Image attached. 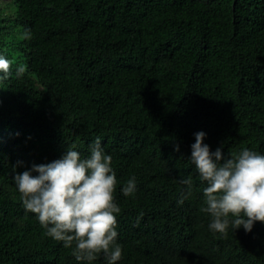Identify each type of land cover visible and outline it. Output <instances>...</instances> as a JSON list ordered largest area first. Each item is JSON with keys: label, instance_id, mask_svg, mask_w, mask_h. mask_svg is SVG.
Segmentation results:
<instances>
[{"label": "trees", "instance_id": "obj_1", "mask_svg": "<svg viewBox=\"0 0 264 264\" xmlns=\"http://www.w3.org/2000/svg\"><path fill=\"white\" fill-rule=\"evenodd\" d=\"M12 8L14 16L0 14V53L11 61L0 80V264H106L103 253L77 261L48 236L12 178L68 145L87 156L96 137L117 173L116 264H264V222L213 233L189 159L198 130L213 150L264 153V0ZM188 175L192 191L179 204ZM133 176L137 191L125 196Z\"/></svg>", "mask_w": 264, "mask_h": 264}, {"label": "clouds", "instance_id": "obj_2", "mask_svg": "<svg viewBox=\"0 0 264 264\" xmlns=\"http://www.w3.org/2000/svg\"><path fill=\"white\" fill-rule=\"evenodd\" d=\"M10 65L7 56L0 53V80L9 78ZM24 71L23 65L16 68L17 75ZM193 135L189 159L204 183L203 210L212 217L209 229L226 234L231 225L250 232L256 221L264 222V153L248 147L225 153L223 145L213 150L205 142L206 131ZM175 151H180L179 143ZM12 178L25 211L35 213L46 234L62 241L77 261L91 262L100 253L106 264L121 259L116 227L121 209L114 198L117 173L100 137L89 145L87 156L68 145L59 157L15 171ZM180 182L185 188L178 203L183 204L192 191V176H183ZM136 191L134 176L121 187L125 196Z\"/></svg>", "mask_w": 264, "mask_h": 264}, {"label": "rangeland", "instance_id": "obj_3", "mask_svg": "<svg viewBox=\"0 0 264 264\" xmlns=\"http://www.w3.org/2000/svg\"><path fill=\"white\" fill-rule=\"evenodd\" d=\"M12 1L13 0H0V14L2 16H14Z\"/></svg>", "mask_w": 264, "mask_h": 264}]
</instances>
